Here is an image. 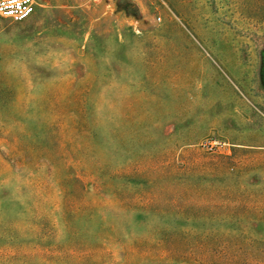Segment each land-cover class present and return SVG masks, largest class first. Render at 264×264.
<instances>
[{"label": "rangeland", "instance_id": "1", "mask_svg": "<svg viewBox=\"0 0 264 264\" xmlns=\"http://www.w3.org/2000/svg\"><path fill=\"white\" fill-rule=\"evenodd\" d=\"M0 16V264H264V0H35Z\"/></svg>", "mask_w": 264, "mask_h": 264}, {"label": "built area", "instance_id": "2", "mask_svg": "<svg viewBox=\"0 0 264 264\" xmlns=\"http://www.w3.org/2000/svg\"><path fill=\"white\" fill-rule=\"evenodd\" d=\"M36 10L35 0H0V16L15 22L29 20Z\"/></svg>", "mask_w": 264, "mask_h": 264}]
</instances>
